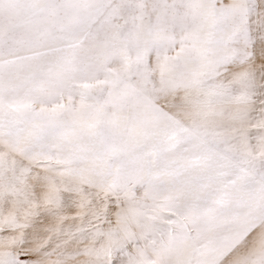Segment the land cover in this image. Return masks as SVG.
I'll return each mask as SVG.
<instances>
[{
    "label": "snow or ice",
    "instance_id": "1",
    "mask_svg": "<svg viewBox=\"0 0 264 264\" xmlns=\"http://www.w3.org/2000/svg\"><path fill=\"white\" fill-rule=\"evenodd\" d=\"M0 264H264V0H0Z\"/></svg>",
    "mask_w": 264,
    "mask_h": 264
}]
</instances>
